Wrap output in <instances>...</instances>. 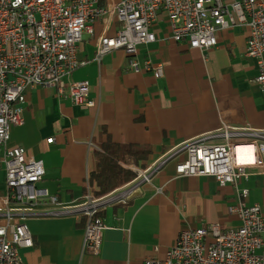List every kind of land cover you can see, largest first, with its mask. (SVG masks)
<instances>
[{
  "label": "crops",
  "instance_id": "crops-1",
  "mask_svg": "<svg viewBox=\"0 0 264 264\" xmlns=\"http://www.w3.org/2000/svg\"><path fill=\"white\" fill-rule=\"evenodd\" d=\"M120 1L104 0V5ZM104 22H98L95 35H86L80 43L78 55L89 62L69 77L90 82L95 106L80 107L52 89L35 86L26 93L25 123L11 129L9 144L23 146L28 155L43 161L46 173L39 186L58 194L61 201H80L94 192L90 175L99 169L98 152L106 131L117 142L152 145L148 166L185 141L227 126L264 129V93L255 81L257 62L245 54L249 27L221 29L218 44L202 51L177 42L162 13L154 26L157 39L142 45L138 54L142 63L151 59L164 65V76L157 78L151 71H129L123 49L96 60ZM1 156L0 149L4 208L7 186ZM243 185L250 189L247 203H259L264 215V175L255 174ZM235 198L232 185L220 186L208 176H177L175 161H170L127 203L105 209L98 254L83 251L80 217L31 216L27 223L34 245L21 249L22 258L24 264H143L148 256L164 255L184 228L237 224L228 211ZM3 218L0 214V223Z\"/></svg>",
  "mask_w": 264,
  "mask_h": 264
},
{
  "label": "built area",
  "instance_id": "built-area-1",
  "mask_svg": "<svg viewBox=\"0 0 264 264\" xmlns=\"http://www.w3.org/2000/svg\"><path fill=\"white\" fill-rule=\"evenodd\" d=\"M162 13L177 42L202 51L218 44L221 29L249 27L245 54L257 62L255 81L264 93V0H121L114 5L102 0H0V149L7 186L6 205L0 207V264H24L21 249L34 245L27 223L31 216L85 219L83 251L98 254L105 209L127 203L170 161H175L177 176H208L220 186L232 185L236 198L228 211L238 223L184 228L164 255L148 256L143 264H264L262 207L247 203L250 189L243 185L255 174L264 175V129L227 126L185 141L146 168L134 167L137 175L126 184L71 203L39 186L46 173L42 160L28 155L23 146L9 144L12 127L25 123L30 88L44 86L80 107L95 106L90 82L69 77L89 62L79 57V45L85 35H95L101 20L105 24L97 39V61L108 51L123 49L129 71L164 76L162 63L138 58L140 47L157 39L154 26ZM241 147L250 148L252 160L240 158Z\"/></svg>",
  "mask_w": 264,
  "mask_h": 264
},
{
  "label": "trees",
  "instance_id": "trees-1",
  "mask_svg": "<svg viewBox=\"0 0 264 264\" xmlns=\"http://www.w3.org/2000/svg\"><path fill=\"white\" fill-rule=\"evenodd\" d=\"M104 4V0H102ZM107 139L98 152L99 169L90 175L94 193L98 196L109 193L134 179L137 173L128 165L147 167L153 153L152 145L143 143L117 142L106 131ZM85 226V219H83Z\"/></svg>",
  "mask_w": 264,
  "mask_h": 264
},
{
  "label": "bare ground",
  "instance_id": "bare-ground-1",
  "mask_svg": "<svg viewBox=\"0 0 264 264\" xmlns=\"http://www.w3.org/2000/svg\"><path fill=\"white\" fill-rule=\"evenodd\" d=\"M240 151L242 152V154H240V158H244V159H247V160H252L253 159L252 152H250V148L241 147Z\"/></svg>",
  "mask_w": 264,
  "mask_h": 264
},
{
  "label": "rangeland",
  "instance_id": "rangeland-1",
  "mask_svg": "<svg viewBox=\"0 0 264 264\" xmlns=\"http://www.w3.org/2000/svg\"><path fill=\"white\" fill-rule=\"evenodd\" d=\"M86 36V35H85ZM87 37V36H86ZM87 39V38H86ZM113 191V190H112ZM111 192V191H110ZM95 194V193H94ZM107 194V193H106ZM96 195V194H95ZM96 196H98V195H96Z\"/></svg>",
  "mask_w": 264,
  "mask_h": 264
}]
</instances>
